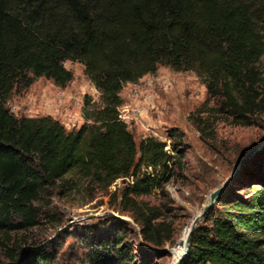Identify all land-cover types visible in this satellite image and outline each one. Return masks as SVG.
<instances>
[{
	"label": "trees",
	"instance_id": "trees-1",
	"mask_svg": "<svg viewBox=\"0 0 264 264\" xmlns=\"http://www.w3.org/2000/svg\"><path fill=\"white\" fill-rule=\"evenodd\" d=\"M263 59L264 0H0V233L35 227V204L66 186L67 176L104 187L127 179L122 202L136 215L143 248L136 254L125 237H108L87 264H156L174 230L161 207L138 199L180 177L187 150L175 129L169 144L151 136L136 144L121 118L122 89L159 65L192 71L219 112L250 127L264 113ZM66 61L84 66L100 105L86 95L83 124L73 130L51 116L16 117L7 106L13 91L39 77L66 87L73 79ZM263 155L223 189L220 208L211 206L206 225H196L180 264H264ZM237 184L243 193L226 198ZM2 250L0 264L56 260L31 243Z\"/></svg>",
	"mask_w": 264,
	"mask_h": 264
},
{
	"label": "rangeland",
	"instance_id": "rangeland-1",
	"mask_svg": "<svg viewBox=\"0 0 264 264\" xmlns=\"http://www.w3.org/2000/svg\"><path fill=\"white\" fill-rule=\"evenodd\" d=\"M63 65L73 74L66 87L39 77L28 88L13 91L7 106H12L16 117L51 116L67 130L83 124L84 97L88 95L100 105V94L85 75L83 65L71 61ZM260 68L264 74V59ZM120 96V114L136 144L150 136L169 144L170 132L175 129L182 135L187 150V168L181 176L163 192L138 199L161 207L166 222L173 228L174 240L164 247L166 257L156 261L171 264L182 232L203 209L210 193L230 177L241 158L264 140V113L253 126H236L227 114L218 111L219 101L210 97L194 72H177L164 65L137 83L126 84ZM261 159L263 163L264 155ZM66 178L70 180L66 186L41 196L35 204L39 213L35 227L0 233V260H4L3 244L31 243L48 247L56 254L55 264H87L89 256L94 251L99 254L100 245L112 236L125 237L131 250L139 254L143 248L140 226L121 196L128 180L119 179L104 187L71 176ZM241 188L239 184L231 187L226 198L241 195ZM212 206L214 211L220 208L216 202ZM198 224L206 222L201 219ZM118 230L126 234L121 236Z\"/></svg>",
	"mask_w": 264,
	"mask_h": 264
},
{
	"label": "water",
	"instance_id": "water-1",
	"mask_svg": "<svg viewBox=\"0 0 264 264\" xmlns=\"http://www.w3.org/2000/svg\"><path fill=\"white\" fill-rule=\"evenodd\" d=\"M263 150H264V140L259 145H257L256 148H254L249 154H247L246 156H244L243 158H241L238 161V164L236 165V167L233 169L230 177L220 187L216 188L214 191H212L210 193V195H209V197H208V199L206 201V204L204 205L203 209L191 221V225H190V228H189L188 234H187L185 251L179 257V259L177 260V262H175V264H180V262L185 258L186 253H187L188 248H189V245H190V238H191V235H192V232H193L194 228L196 227V225L198 224V222L203 218V216L209 210V208L216 202L218 196L221 194V192L223 191V189L228 185V183L230 182V180L237 173H239V171L241 170V168L251 158H253L254 156L258 155Z\"/></svg>",
	"mask_w": 264,
	"mask_h": 264
},
{
	"label": "bare ground",
	"instance_id": "bare-ground-1",
	"mask_svg": "<svg viewBox=\"0 0 264 264\" xmlns=\"http://www.w3.org/2000/svg\"><path fill=\"white\" fill-rule=\"evenodd\" d=\"M199 213V212H198ZM197 213V214H198ZM191 223L185 228V230L182 232L181 234V239H180V244L177 245V247H175L173 249L172 255H173V260L171 264H175V262H177V260L179 259V257L183 254V252L185 251V247H186V239H187V234H188V230L190 228Z\"/></svg>",
	"mask_w": 264,
	"mask_h": 264
},
{
	"label": "built area",
	"instance_id": "built-area-1",
	"mask_svg": "<svg viewBox=\"0 0 264 264\" xmlns=\"http://www.w3.org/2000/svg\"><path fill=\"white\" fill-rule=\"evenodd\" d=\"M10 109V111L13 113L14 112V109L12 108V106L9 108ZM121 118H122V116H121Z\"/></svg>",
	"mask_w": 264,
	"mask_h": 264
}]
</instances>
